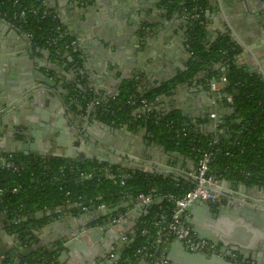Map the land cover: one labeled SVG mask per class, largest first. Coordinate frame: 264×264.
<instances>
[{"label":"water","instance_id":"1","mask_svg":"<svg viewBox=\"0 0 264 264\" xmlns=\"http://www.w3.org/2000/svg\"><path fill=\"white\" fill-rule=\"evenodd\" d=\"M36 1L42 2L43 0ZM60 1L72 10L75 19L79 16V12L86 15L85 3H83L86 0L76 3L71 0H44L45 4L47 3L44 6L55 15L53 10L59 6ZM87 1L90 2V0ZM94 1L97 3V0ZM133 1L137 8L143 4L141 0ZM50 3L52 6L49 5ZM209 3L210 7L214 6L210 0ZM214 4L222 9L220 0H215ZM164 8L161 7V10ZM148 15L149 13L147 17ZM151 16L155 17L153 14ZM207 16L208 12H205V18ZM214 17L211 18L212 21ZM177 20H180L184 25L187 22L185 16L179 18L176 13L169 15L165 10L163 15L156 19V22L150 23L144 20V23L150 24L153 26L152 28L137 27L134 30H128L130 33L136 30L134 36H130V33L127 32L122 35L125 36V49L135 51L146 47L154 50V55L147 54V57L145 55L144 58L143 50L138 52V56L145 59L144 61L140 59L141 67L128 76L119 78V81H115L114 73L109 72L107 66L102 65L101 62L94 63L92 58H85L84 54H81L76 60L68 52L58 53V56L66 58V64L61 67L53 66L52 72H49L48 64L52 59L50 54L47 51L46 53L41 51L43 57L48 61L47 65H43L42 62L39 64L38 60L33 57L32 50L29 49L31 58H29L30 62L27 61L33 64L34 72L29 73L26 79L14 80L13 86H17L18 90L8 87L9 90L0 100V155L23 154L24 156L73 160L77 163L96 162L98 165L106 164L109 168L117 167L129 170L132 175L143 172L165 177L167 172L168 174L178 173L193 181L196 171L191 176L186 171L178 172L176 170L180 162L183 164L186 161L183 156L168 152L158 144L148 143L143 136H139L142 143H138L136 134L126 128L125 130L124 127L114 128L100 122L95 117L93 109L87 113L90 105L84 111L80 105V101L84 100L89 92L94 96V99L99 96L109 101L118 97L120 88L125 82H135L137 93L146 94L175 79L176 74L162 76V71L158 69V66L166 63V56L168 53L171 54L172 43L166 39L168 35L173 36ZM0 21L11 26L5 20ZM162 28L164 30H161ZM12 29L14 35H19L25 42L31 41L25 33L15 27ZM233 29L232 26H227L219 35L229 36L242 48V54L251 55V47L249 48L246 41L241 40ZM208 31L206 28V32ZM151 35L153 37L149 38ZM71 37L83 45L81 42L84 39L83 34H73ZM152 44L153 47H151ZM161 48L164 50L162 52H165L164 57L160 55ZM12 49L16 50L17 48ZM107 52L108 56L112 54ZM242 54L240 58L244 56ZM187 55L191 58L189 53ZM112 66L114 67V65ZM40 69L47 70V75ZM1 71L3 70L0 69ZM139 73L141 74L139 75ZM157 76H160V79ZM183 87L186 88L187 84H180L156 96L147 107L148 110L156 111L162 101L169 96H177ZM175 106L171 105L170 108L166 105L165 110L167 112L181 110ZM28 114H32L37 120L36 126L29 124V119L25 117ZM212 114H215L214 107L203 111L202 118L205 119ZM214 123L222 124L220 116H217L216 120L210 121V127ZM214 134H218V132L210 131L209 133L212 138ZM173 164L175 168L171 167ZM148 167L150 171L147 170ZM160 172L161 174H159ZM88 178L86 177V179ZM99 178L103 177L99 176ZM205 187L216 191L224 203L194 201L185 209L189 215L185 224L191 227L196 239L213 243L217 251L190 253L178 240H171L165 246V260L168 264H264V196L261 198L252 197L248 192L250 189L246 185L226 180H221L216 187L208 185ZM256 188L258 186L252 187V189ZM65 208L66 206H57L55 210H41L19 220H10V216H3L0 212V257L12 254L17 249L19 251L24 249L25 252L44 249L56 257L52 264H62L64 259L63 264H96L98 260L103 264L109 260L113 264L114 260H110L107 254L114 244L125 243L123 237L133 233L138 218L147 214L148 206L143 207L141 200L134 199L130 206H109L103 210H90L86 214L64 218L61 216L66 210ZM121 210H127V213L125 219L118 225L88 228L89 224L86 223V218H91V222H96L100 218L114 216ZM96 215L97 219L94 218ZM16 222L28 223L27 236L23 246H18L15 231L9 232V227ZM39 223L42 227L38 229ZM45 233H48L49 238H42V234ZM32 237H34V242L30 243L29 240ZM89 241L93 244V248H88L89 246L86 245ZM115 251L116 259H119L124 248L120 247L118 251ZM152 261L148 264H152Z\"/></svg>","mask_w":264,"mask_h":264},{"label":"trees","instance_id":"2","mask_svg":"<svg viewBox=\"0 0 264 264\" xmlns=\"http://www.w3.org/2000/svg\"><path fill=\"white\" fill-rule=\"evenodd\" d=\"M162 2L171 13L183 12L187 21L185 46L191 54L187 70L146 94L137 93L135 82H125L118 97L101 101V106L94 112L95 117L114 128L125 127L132 132L143 130L148 143L158 144L168 152L192 159L195 164L199 158L197 150H210L213 153L208 170L210 177L246 186H264L263 77L248 72L240 62L242 48L229 36L218 35L206 45L204 13L209 0ZM21 9H26L25 15L20 20L14 19ZM43 9L46 10L43 1L0 0V17L25 33L34 46L47 51L50 58H54L61 52L62 42L75 39L67 34L50 10L51 14L43 17ZM196 12L199 19L193 20L191 17ZM57 27H60V34H55ZM51 38L58 39L55 46L49 44ZM74 57L77 60L76 55ZM199 75L202 78H198ZM221 78L225 82L213 93L214 101L230 113L220 116L222 124L218 125L216 131L218 136L222 135L217 139L197 132L195 123L177 110L142 112V100L147 102L148 107L156 96L180 84H187V87L200 85L206 90L212 82L219 84ZM227 96L232 97L231 103L227 102ZM93 99L89 92L80 101L83 111ZM213 140L216 143L211 147L209 144ZM1 157L4 162H0V207L11 217L19 211L29 216L45 209L55 210L64 204L80 211L101 204L116 206L120 199L128 196L143 195L149 198L151 204L146 209L147 214L140 217L133 233L121 245L124 251L119 262L123 264H134L137 258L135 252L142 246H147L152 254L156 252L155 241L167 234V225L175 206L169 196L175 200L181 199L195 186L193 181L175 180L170 175L164 177L143 172L132 175L129 170L109 168L96 162L77 163L60 158L6 154H1ZM9 162L17 170L6 168L4 164ZM103 169L109 174L99 178ZM122 176L126 178L123 180ZM14 189L16 192H12ZM27 229L28 223L23 222L9 227V232L15 231L17 234L18 246L24 245ZM142 230L148 231V234H141ZM53 261L54 255L50 252L17 249L12 254H6L0 264H52Z\"/></svg>","mask_w":264,"mask_h":264},{"label":"crops","instance_id":"3","mask_svg":"<svg viewBox=\"0 0 264 264\" xmlns=\"http://www.w3.org/2000/svg\"><path fill=\"white\" fill-rule=\"evenodd\" d=\"M71 1H74L75 3L83 2L82 0ZM214 1L215 0H210L211 4L213 3L214 6L210 7L209 3L206 10V13L208 12V16L205 19V21L207 22L205 26L209 30L205 38L206 45L214 41V39L218 37L223 28L232 26L235 29L233 30L236 31V35L241 40L246 41L249 48L251 47V55L245 53L242 54V56H244L240 59V62L245 65V68L248 70V72L259 75H261L262 73V75L264 76V0H220L222 9L217 4L215 5ZM141 2L143 4H141L137 8L134 6L135 2L133 0H97V3H95L94 0H90V2L86 0L85 2H83L85 3L86 15L79 12V16H77V19H75V14H73L72 10L68 6L63 5V2L60 1L59 6L54 8L53 12L56 15L54 16L65 28V31L68 35L72 36L73 34H83L84 39H82L81 41L83 42V45L82 43H79L81 54H84L85 58H92V60H94V63L101 62L102 65L107 66V70L114 73L116 79L115 81H119V78L128 76V74H130L131 72L137 71L138 68L141 67L140 59L144 61L145 55L146 57L147 54L150 56L154 55V50L148 49L146 47L135 51L125 49L126 43L125 36H122L123 34L125 35L126 32L130 33V31L128 30H134L137 27L152 28L153 26L144 23V20H147L150 23L154 21L156 22V19L160 18L164 13V10H161L162 0H141ZM46 4L43 0V5ZM49 5L52 6L51 3ZM148 10L151 11L148 12ZM148 13L149 15L147 17ZM151 14L155 15V17H152ZM213 16L215 17L212 21L211 18ZM7 23L9 22L7 21ZM13 27L15 26H13L12 24L11 26H8L7 24H4L0 21V69L3 70L0 72V100H2V96L7 93V90H9L8 87L10 89L16 88V90H18L17 86H13L14 80L18 81L20 78L26 79L29 73L34 72L35 68L33 64L29 63V58H31L29 55V49L32 50L33 57L38 60L39 64H41L40 62H42L43 65L48 64V61H46L42 54V52L46 53V51L34 46L31 41L27 43L22 39V37H19V35H14L12 29ZM175 27L176 29L174 30L173 36L168 35L166 39L167 41L169 40L170 43H172V47L170 49L171 54L168 53V56H166V63L164 62L162 66H158V69H161L160 71H162L161 75L164 77H167L168 75H175V73L180 70L179 68H184V66L187 65L190 60L187 55L188 51L186 50L184 43V36L186 32L185 25L180 22V20H177L175 21ZM161 30L164 29L162 28ZM134 32L130 33V36H134ZM177 33H179V35H176ZM152 37L153 35H151V37L149 36V38ZM151 47H153V44L151 45ZM12 48L17 49L13 50ZM141 50H143L144 52V58L138 56V52H140ZM162 51H164L163 48H161V52ZM106 52L112 54H109L108 56ZM164 53L165 52L160 53L161 57L165 56ZM49 61H51L50 64H48L50 68L49 72H52L53 66L61 67L66 64L67 60L62 56H57ZM112 65H114V67ZM37 69L39 68L37 67ZM40 71H42L46 75L48 73V71L45 69H40ZM140 74L141 73H139V75ZM157 78L160 79V76H157ZM216 85L218 88H220L219 84ZM194 95H196V97H193ZM166 105L170 106V108L171 105H176L175 107L181 108V110L177 111H179L183 116L187 117L190 121H193V123H195L196 125V131L204 135H209L210 131L215 132L217 129H214L213 126L210 127L209 116H207L205 119L202 118L203 111L205 112L209 108L214 107L216 117H224L230 113V111H227V108L216 104V102L214 101V95L209 88H206L205 90L204 88L200 87V85L188 86L186 88L183 87L178 92L177 96H169L166 100L162 101L160 107L156 108V111H166ZM25 117L29 119V124H31L32 126H36L37 120H35L32 114H28ZM19 120L24 121L22 119ZM130 132L138 136L136 142L142 143L139 140V136L144 135L143 130ZM219 136L218 134H214L213 138L217 139V137ZM65 142L66 139L64 140V143ZM185 159L186 163L184 162L182 164L180 162V168L178 167L176 168V170L178 172L186 171L189 175L193 176L196 171L195 162L192 159ZM117 161L118 160L116 159V162ZM171 167L175 168L174 164L171 165ZM147 170L150 171V168L148 167ZM159 174H161V172ZM168 175L172 176L175 180H188V178H185L178 173L168 174L167 172L166 176ZM253 186H258V188L252 189ZM246 187L250 189L248 192L252 197L261 198L264 196V186L252 185ZM134 199L136 200L138 198L128 196L124 199H120L117 206H130L131 204H133ZM222 203L224 202H218V204ZM62 206H66V210H64L61 216L64 218L70 216H79L81 214L87 213V211L72 209V207H69L65 204ZM121 211H123V213L125 214L127 213V210ZM2 214L3 216H5L4 212ZM140 217L138 218V220L140 219ZM94 218L97 219V215ZM187 218H189L188 214ZM91 220V218H86V223L89 224L88 228H96L98 226L97 222H99L101 218L96 222H91ZM41 227V223H39L38 229ZM188 227L191 229L190 226ZM47 235L48 233L42 234V238H49V235ZM127 237L128 236H124L123 239H127ZM100 240H102V238H100ZM29 242L33 243L34 237H32ZM170 242L171 240H166L163 245H167ZM86 245L89 246L88 248H93V244L90 241L87 242ZM114 246H117L116 248L121 247L120 244L118 246V243L114 244L113 247ZM154 248L156 251L155 253H157L159 250L158 245L155 244ZM42 250L44 251V249ZM164 251L166 254V248L164 249ZM155 253H153V255ZM4 257L5 255L0 257V261H2ZM54 259H56V257H54ZM151 261L152 258H147L146 256L140 255L136 258L134 264H148ZM64 262L65 259L63 260L62 264ZM96 264H103V262L98 260ZM104 264H111V261L106 260Z\"/></svg>","mask_w":264,"mask_h":264},{"label":"built area","instance_id":"4","mask_svg":"<svg viewBox=\"0 0 264 264\" xmlns=\"http://www.w3.org/2000/svg\"><path fill=\"white\" fill-rule=\"evenodd\" d=\"M26 9H21L17 15H14V19L20 20L25 15ZM35 13V11H32ZM43 17L49 14V11L46 9H43L42 11ZM51 14V13H50ZM49 14V15H50ZM55 17V16H54ZM193 20L199 19V15L196 12L191 17ZM55 34H60V27H57ZM58 42L57 38H51L49 39L50 45H56ZM60 49L62 51H70L74 54L79 53V43L77 41H71V42H62L60 44ZM187 49V46H185ZM223 71V69H222ZM223 82H225L224 78H221L219 85H221ZM209 89L212 93H215L218 91V87L215 84H210ZM228 103L232 102V97L227 96L226 98ZM142 112H145L147 108V102L145 100H142ZM133 104V103H132ZM93 108L92 105H90V108L88 109L87 113ZM148 110V108H147ZM210 121L216 120V115L212 114L209 116ZM218 124L214 123L213 128L217 129ZM216 143L215 140H213L209 145L211 147L214 146ZM199 158L196 162V174L194 176L193 182L195 184L194 188L191 189L189 192H187L181 199L175 200L174 197L169 196V199L174 201V209L172 210V214L169 219V223L167 225V234L163 237L157 238L155 241V244L158 245L159 250L158 254L155 253L154 255L148 251L147 246H142L135 252V256L139 257L140 255L146 256L147 258H152V264H168V262L165 260V246L163 243H165L166 240H178L190 253H213L217 251L216 246L208 241L205 240H198L196 239L195 235L192 233L191 229L185 224V221L187 219V213L185 212V209L190 206L194 201H204V202H213L218 203L221 201L220 195L213 190H210L205 187V185L208 186H218L221 180L217 178H212L208 175L209 165L212 160L213 153L209 151H201L197 150ZM0 162H4V159L0 155ZM6 168H11L14 171L17 170V168L14 166L12 162L5 163L4 164ZM247 176H249L247 174ZM112 177L111 175L109 176ZM126 176H122V179L124 180ZM124 182L121 181V185H123ZM12 192H16V190H12ZM138 200L142 201V206L146 207L151 204V200L149 198L144 197L143 195L137 196ZM97 209L103 210L105 209V205L101 204L98 206ZM83 211H88V208H83ZM125 213H118L114 216L108 217L107 224L104 226L109 227L113 225H118L121 221L125 219ZM141 234L145 235L148 234V231L142 230ZM114 261L113 264H123L119 262V259H116V254L113 252L110 256Z\"/></svg>","mask_w":264,"mask_h":264},{"label":"flooded vegetation","instance_id":"5","mask_svg":"<svg viewBox=\"0 0 264 264\" xmlns=\"http://www.w3.org/2000/svg\"><path fill=\"white\" fill-rule=\"evenodd\" d=\"M162 4V7H165L164 8V11L166 10V11H168V14H170V15H172V14H175V12H170L169 10H168V8H167V6L162 2L161 3ZM196 10H198V9H196ZM185 12V11H184ZM205 12V11H204ZM177 15H178V17L179 18H181V17H183V15H184V13L183 12H177L176 13ZM205 14V13H204ZM204 17H205V15H204ZM1 18V17H0ZM206 19V18H205ZM0 20H5L4 18H2V19H0ZM6 22H7V20H5ZM187 50V49H186ZM188 51V50H187ZM61 52L62 53H65V52H68V53H70L73 57L76 55V58H78L79 56H80V54H81V51H80V49H79V53H77V54H74V53H72V52H70V51H62L61 50ZM189 53V52H188ZM190 54V53H189ZM190 56H191V54H190ZM75 58V57H74ZM180 70H178L175 74L176 75H178V74H180V73H182V72H185L186 70H187V65H185L184 66V68L183 67H181V68H179ZM198 78H202V75H199L198 76ZM103 100H105L104 98H102V97H96L95 99H94V101H90L89 102V105H92L93 106V112H96V110H97V108L98 107H100L101 105V101H103ZM17 155H22V156H24L23 154H17ZM25 157H30V156H25ZM33 157V156H32ZM107 174V176H108V174L109 173H107V170L106 169H103L102 170V175H99V176H102V177H104L105 175ZM103 205H105V204H103ZM100 206V205H99ZM109 206H113V205H111V204H107V205H105V209L107 208V207H109ZM114 207V206H113ZM98 208V206H96V207H92V208H89L88 209V211H90V210H93V211H97V210H100V209H97ZM81 211V210H80ZM87 211V212H88ZM0 212H4V214L5 215H7V213L3 210V208H1L0 207ZM83 212V211H82ZM81 212V213H82ZM36 214V213H35ZM30 216V215H29ZM24 217H28V216H25V215H22V213L19 211V212H15V214L14 215H12V217L10 216V220H12V219H17V220H19V219H21V218H24ZM107 220H108V218H105V219H101L99 222H97L98 223V226L97 227H99V226H103V227H105L104 225L105 224H107ZM125 241L127 240V239H124ZM118 246H119V244H118ZM117 247V246H116ZM115 246L114 247H112L111 248V251L109 252V254H107V256H109V258H110V260H113L110 256H111V254L113 253V252H115L116 253V251L115 250H117L118 248H116Z\"/></svg>","mask_w":264,"mask_h":264}]
</instances>
